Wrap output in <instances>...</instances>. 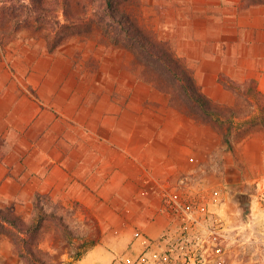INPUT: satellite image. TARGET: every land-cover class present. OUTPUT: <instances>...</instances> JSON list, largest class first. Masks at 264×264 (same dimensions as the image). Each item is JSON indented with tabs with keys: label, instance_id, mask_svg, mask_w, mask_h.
Returning a JSON list of instances; mask_svg holds the SVG:
<instances>
[{
	"label": "crops",
	"instance_id": "1",
	"mask_svg": "<svg viewBox=\"0 0 264 264\" xmlns=\"http://www.w3.org/2000/svg\"><path fill=\"white\" fill-rule=\"evenodd\" d=\"M179 4L175 34L180 46L202 55L195 62V77L201 82L207 73L210 84L204 92L220 101L235 97L221 82L222 73L236 82L254 80L264 92V3L181 0ZM121 118L101 112L96 129L109 131L108 137L79 140V155L69 151L61 159L37 156L29 169L36 172L31 176L33 190L77 194L98 220L99 242L76 264H143L142 255L152 259L159 251L170 217L161 210L158 192L144 193L138 179L144 172L220 188L221 199L210 203L209 209L230 228L227 264H264V126L233 135L227 142L212 125L181 117L169 106L158 120L148 119L137 127L136 121L121 126ZM90 142L92 151L86 148ZM13 182L0 161V196ZM239 193L248 195L247 206L235 199Z\"/></svg>",
	"mask_w": 264,
	"mask_h": 264
},
{
	"label": "rangeland",
	"instance_id": "2",
	"mask_svg": "<svg viewBox=\"0 0 264 264\" xmlns=\"http://www.w3.org/2000/svg\"><path fill=\"white\" fill-rule=\"evenodd\" d=\"M180 1L124 3L126 13L149 36L166 44L195 77V62L202 55L180 46L175 34V11ZM5 30L0 31V161L6 175L16 182L6 186L0 206L40 226L28 242L34 254L24 248L25 257L10 237L0 233V264H76L79 253L83 255L99 242L98 220L77 194L33 190L31 176L36 172L29 169L36 157L61 159L69 151L72 156L79 155V140L108 137L109 131L96 129L101 112L116 119L122 116L121 126L136 121L137 127L142 121L158 120L169 106L181 117L208 122L190 114L168 90L160 88L132 51L106 42L98 32L73 36L49 51L39 33L27 28ZM179 52L187 53L182 56ZM207 76L203 73L201 82L195 77L203 92L210 84ZM222 76L221 82L235 97L212 99L236 114L232 119L235 128L228 134L231 138L238 136L236 127L255 119L260 110L256 99L245 90L252 82ZM213 128L223 138L225 129ZM91 145L86 146L88 151H92Z\"/></svg>",
	"mask_w": 264,
	"mask_h": 264
},
{
	"label": "trees",
	"instance_id": "3",
	"mask_svg": "<svg viewBox=\"0 0 264 264\" xmlns=\"http://www.w3.org/2000/svg\"><path fill=\"white\" fill-rule=\"evenodd\" d=\"M126 0H0V31L27 28L43 36L49 51H54L69 38L98 32L106 42L129 49L145 69L154 75L156 84L168 90L180 106L204 122L225 129L223 140L229 141L236 115L232 109L220 107L202 91L192 71L177 58L166 44L149 36L125 10ZM246 5L264 3V0H244ZM119 14V16H118ZM222 80V79H221ZM245 87L256 99L260 113L255 119L243 121L237 128L241 136L256 126H264V92L254 80ZM39 222H26L11 208L0 206V233L10 237L19 254L29 247ZM28 235L27 238L25 235ZM95 244V243H94ZM82 255L79 253L77 259Z\"/></svg>",
	"mask_w": 264,
	"mask_h": 264
},
{
	"label": "built area",
	"instance_id": "4",
	"mask_svg": "<svg viewBox=\"0 0 264 264\" xmlns=\"http://www.w3.org/2000/svg\"><path fill=\"white\" fill-rule=\"evenodd\" d=\"M138 179L145 194L158 192L161 210L170 217L159 251L152 259L142 255L143 264H227L230 228L209 209L210 203L221 199L220 188L191 185L185 177L160 179L147 172Z\"/></svg>",
	"mask_w": 264,
	"mask_h": 264
},
{
	"label": "water",
	"instance_id": "5",
	"mask_svg": "<svg viewBox=\"0 0 264 264\" xmlns=\"http://www.w3.org/2000/svg\"><path fill=\"white\" fill-rule=\"evenodd\" d=\"M248 195L245 193H239L235 196V199L239 202L241 206H247L248 205Z\"/></svg>",
	"mask_w": 264,
	"mask_h": 264
}]
</instances>
